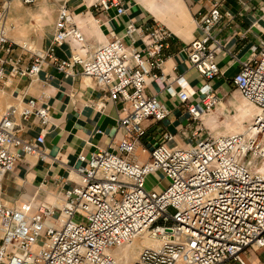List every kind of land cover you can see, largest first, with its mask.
<instances>
[{
	"label": "built area",
	"instance_id": "1",
	"mask_svg": "<svg viewBox=\"0 0 264 264\" xmlns=\"http://www.w3.org/2000/svg\"><path fill=\"white\" fill-rule=\"evenodd\" d=\"M18 1L29 7L44 0ZM206 1L208 7L194 17L199 36L184 48L190 68L204 81L197 90L182 77L174 79L177 90L161 87L172 34L156 21L126 27L132 42L140 39V49L111 34L90 51L75 17L61 6L49 46L40 53L9 39L10 1H0V89L12 78H34L52 66L65 77L90 79L103 93L101 105L111 102L121 115L119 141L80 155L77 181L68 189L61 181L54 204L9 205L0 196V264H264V43L251 49L231 79L257 111L244 132L202 137L200 126L193 135L199 141L185 148L168 147V133L155 145L142 142L146 124L169 115L156 95L146 93L150 82L176 97L198 123L220 104L211 86L221 74L216 55L223 49L215 30L233 16L221 12L220 0ZM91 7L125 14V0H93ZM65 45L69 55L57 58L56 50ZM14 47L31 53L28 67L14 59ZM44 99L9 105L0 118V193L4 177L25 157L47 158L42 147L51 115ZM29 121L40 128L35 137L22 134ZM154 174L166 181L163 188L148 185ZM145 235L160 244L141 245L127 262L124 249Z\"/></svg>",
	"mask_w": 264,
	"mask_h": 264
},
{
	"label": "crops",
	"instance_id": "2",
	"mask_svg": "<svg viewBox=\"0 0 264 264\" xmlns=\"http://www.w3.org/2000/svg\"><path fill=\"white\" fill-rule=\"evenodd\" d=\"M9 1V39L19 46L26 44L27 49L40 53L49 46L61 6H65L75 17L91 47L90 51L107 43L111 34L123 39L127 45L140 49V39L135 37L132 42L126 36V27L131 22L143 25L156 21L172 34L161 69L164 77L161 87L170 86L177 90L176 77H182L194 90L204 83L190 68L184 48L199 36L194 17L199 10L208 7L206 0H125V14L121 16L114 10L108 13L94 11L91 7L93 0H44L29 7L18 0ZM220 9L222 13L230 12L233 18L230 21L223 19L215 30L223 49L216 55L221 74L211 82V86L219 96L220 104L225 105L222 101L235 91L231 79L239 71V64L249 58L253 47H260L264 43V0H220ZM97 20L98 23H95ZM182 21H185L184 25ZM55 55L59 59L67 57L69 47L65 45L56 50ZM13 57L23 67H28L32 59L31 53L19 47H14ZM3 91L8 92L10 105L45 96L51 115L42 147L47 155L45 161L27 156L2 181L0 196L9 205H21L27 201L54 204L62 186L61 181L66 182L63 185L65 189L71 187V181H77L74 170L79 166L80 155L88 156L97 149H106L112 140L117 142L120 139L121 135L116 133L117 120L121 116L118 107L111 102L102 106L103 93L95 88L90 79L65 77L54 67L45 66L34 78H12ZM146 93L156 95L167 107L169 115L161 123L146 124L148 131L143 144L155 145L168 133L173 136L166 143L168 147L185 148L199 141L193 135L200 126L204 128L201 136L206 135L204 123L211 115L201 123L192 121L180 107L178 99L161 91L157 83L150 82ZM190 100L198 102L196 98ZM256 114L255 110L252 117ZM39 131V126L29 121L23 126L22 134L35 137Z\"/></svg>",
	"mask_w": 264,
	"mask_h": 264
},
{
	"label": "rangeland",
	"instance_id": "3",
	"mask_svg": "<svg viewBox=\"0 0 264 264\" xmlns=\"http://www.w3.org/2000/svg\"><path fill=\"white\" fill-rule=\"evenodd\" d=\"M172 19L175 18L172 17ZM182 22L184 25L185 21ZM7 93V91L0 89V118L10 105ZM222 103L225 105L220 104L205 121L206 132L215 137L216 135L231 134L234 131L241 132L242 129L246 130L253 119L252 115L255 108L244 101L237 91L231 93ZM166 184V181L158 174H154L148 179L149 186L156 185L159 189Z\"/></svg>",
	"mask_w": 264,
	"mask_h": 264
},
{
	"label": "bare ground",
	"instance_id": "4",
	"mask_svg": "<svg viewBox=\"0 0 264 264\" xmlns=\"http://www.w3.org/2000/svg\"><path fill=\"white\" fill-rule=\"evenodd\" d=\"M206 118H208V116L207 117L203 116L202 120L204 121ZM218 136H222V135H216L215 137H218ZM158 244H160L158 241H154V240L150 239V237L148 235H145L142 238L135 240L134 243L131 246H129L128 248H125L124 251H123V256H124V258H125V260L127 262H133L135 260V258H136L137 251H138V249L140 248L141 245L156 246ZM132 250H133V252H131Z\"/></svg>",
	"mask_w": 264,
	"mask_h": 264
}]
</instances>
